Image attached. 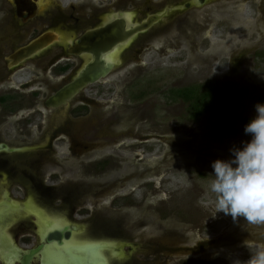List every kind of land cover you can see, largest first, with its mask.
Returning a JSON list of instances; mask_svg holds the SVG:
<instances>
[{"label":"rangeland","instance_id":"374dc122","mask_svg":"<svg viewBox=\"0 0 264 264\" xmlns=\"http://www.w3.org/2000/svg\"><path fill=\"white\" fill-rule=\"evenodd\" d=\"M188 1L52 0L23 22L0 0V142L21 148L0 153V166L24 167L52 210L86 226L85 236L116 242L124 253L112 264H247L264 250V223L217 213L209 187L212 162L248 139L240 116L264 102V0ZM165 6L169 14L122 51L121 64L67 106L45 104L81 66L66 46L8 66V55L47 28L80 34L113 11L140 20ZM204 83L226 95L192 120L189 102L170 91ZM233 95L241 99L230 106ZM231 122L240 131L222 133ZM6 188L24 200L18 185Z\"/></svg>","mask_w":264,"mask_h":264},{"label":"water","instance_id":"95a60500","mask_svg":"<svg viewBox=\"0 0 264 264\" xmlns=\"http://www.w3.org/2000/svg\"><path fill=\"white\" fill-rule=\"evenodd\" d=\"M197 1L201 4H197L195 0H192L191 4L200 6L207 2V0ZM13 3L16 8L17 17L21 18L23 22H27L39 14L38 0H14ZM169 12L170 7H166L163 11L148 13L145 18L128 26L125 20L127 12L120 10L113 13V19L109 22H105L95 28H90L81 36L74 38L73 42L67 47V51L70 54L82 57L84 63L69 82L46 99V106L52 108L67 106L69 101L78 95L81 90L107 77L117 64H121V60L117 61V64H113L105 59V55L111 52L115 46L125 45L130 38H132V41L135 40L139 34L148 31L155 24L159 23ZM57 37L53 29L43 32L8 55L6 57L9 60L8 66H18L44 52L45 49L50 48L56 43H60L56 42ZM127 47L126 45L124 50ZM86 55H90L88 61L85 59ZM0 150L14 151L15 149L8 147L6 143H1ZM64 229L65 232L62 230L50 232L47 240H57L61 243L63 236L69 238L72 232L67 231L66 227ZM36 250L32 249L30 253L26 254L22 260V264H30L31 257Z\"/></svg>","mask_w":264,"mask_h":264},{"label":"bare ground","instance_id":"6f19581e","mask_svg":"<svg viewBox=\"0 0 264 264\" xmlns=\"http://www.w3.org/2000/svg\"><path fill=\"white\" fill-rule=\"evenodd\" d=\"M11 1L13 2L14 0ZM195 1L197 4H201L197 0ZM51 2L52 0H38V12L44 11ZM125 15L128 26L137 21L135 20L134 11H129ZM105 19L107 21L112 20L113 14H106ZM53 31L58 36L56 42H60L66 46H69L75 38L74 34L69 35L59 29H53ZM131 41L132 38L125 45L115 46L111 52L105 55V59L113 64H117L122 51L126 45H130ZM89 56L86 55V61L90 58ZM8 147L10 146L8 145ZM22 212H26L27 215H35L42 239H45V236L51 230H61L65 226H72L65 215L48 212V210L40 207L32 195H30L27 201L21 202L12 199L8 190H5L4 197L0 198V259H3L7 264H16L24 250L15 244L12 234L9 232V227L16 220V214ZM121 250L122 248H118L116 242L112 240L85 236L83 228L75 224L72 228V235L69 238L64 239L62 244H58L56 241L47 243L35 260L41 259V264H112L113 257L124 253Z\"/></svg>","mask_w":264,"mask_h":264},{"label":"clouds","instance_id":"9594fccd","mask_svg":"<svg viewBox=\"0 0 264 264\" xmlns=\"http://www.w3.org/2000/svg\"><path fill=\"white\" fill-rule=\"evenodd\" d=\"M244 133L248 139L231 149L230 159L212 162L209 187L216 197L217 213L259 224L264 223V102L255 105ZM247 264H264V250L251 253Z\"/></svg>","mask_w":264,"mask_h":264},{"label":"flooded vegetation","instance_id":"af4514ba","mask_svg":"<svg viewBox=\"0 0 264 264\" xmlns=\"http://www.w3.org/2000/svg\"><path fill=\"white\" fill-rule=\"evenodd\" d=\"M10 3H12V4H14L11 0H8ZM191 1L192 0H190V1H188V2H186L184 5H182V6H186V7H190L191 6ZM208 1V0H207ZM206 3V2H205ZM204 3V4H205ZM203 5V4H202ZM196 6V5H195ZM166 7H170V6H165L163 9H161V10H159V11H155V12H160V11H163ZM175 8H177V7H174V8H172V9H174V10H176ZM15 11H16V8H15ZM117 11H120V10H117ZM117 11H113V12H110V13H108V14H113V13H115V12H117ZM123 11H125V12H129V11H132V10H123ZM170 11H171V7H170ZM135 13V12H134ZM150 13H153V12H150ZM147 16V15H146ZM145 16V17H146ZM145 17H143V18H145ZM143 18H141V19H143ZM21 19V18H20ZM140 19V20H141ZM164 19V18H163ZM162 19V20H163ZM100 20H101V23H97V25H94V26H91V27H89V28H85V30H83L80 34H76L77 32L75 31H66L65 30V32L67 33V34H69V35H75V38H77V37H79V36H81L85 31H87L88 29H90V28H95V27H98V26H100V25H102L103 23H105L107 20L105 19V15L102 17V18H100ZM100 20H99V22H100ZM135 20H139V19H136V13H135ZM161 20V21H162ZM29 21V20H28ZM27 21V22H28ZM110 21V20H109ZM109 21H107V22H109ZM160 21V22H161ZM158 24V23H157ZM156 25V24H155ZM154 25V26H155ZM153 26V27H154ZM152 27V28H153ZM50 29H59L58 27H53V28H47V29H45V30H43V31H41L39 34H37V35H35L34 37H32L30 40H32V39H34L35 37H37V36H39L40 34H42L43 32H45V31H47V30H50ZM151 29V28H150ZM149 29V30H150ZM180 31H181V29H180ZM147 32V31H146ZM145 33V32H144ZM56 44H59L60 45V47H65L66 45H63V44H61V43H56ZM67 47L68 46H66L65 48H66V52H67V54H70L68 51H67ZM13 53V52H12ZM70 55H73V54H70ZM73 56H75V55H73ZM78 57V56H77ZM80 60H81V66H82V64L84 63V60H83V58L82 57H78ZM32 59V58H31ZM55 61V60H54ZM57 65V64H56ZM60 65V66H59ZM58 66V69L61 71V72H63V71H66L68 68H69V66H68V62H65V63H62V64H59ZM80 66V67H81ZM64 68H66V69H64ZM77 96V95H76ZM72 100V99H71ZM45 104H46V101H45ZM49 108H52V107H49ZM1 143H6V144H8L7 142H0V144ZM11 148L12 147H14V146H11L10 144H8ZM13 149H15L14 151H11V150H2V151H0V153H3V152H6V153H15L16 154V152H18L19 150H21V148H19V147H14ZM18 167V164H13V165H11L10 167L9 166H0V198H2V197H4V191L5 190H8L7 188H6V185L10 182L11 184H16V185H18L23 191H24V200H20V199H16V198H13L12 196H11V194L9 193V195H10V197L12 198V199H16V200H19V201H21V202H25V201H27L28 199H29V197H30V195H32L34 198H35V200L37 201V203H38V205L40 206V207H42V208H44V209H46V210H48V212H56V213H60V214H63V215H65L66 217H67V212H63V210H59V212L58 211H55V209L54 210H52V208H51V205L50 204H52V202L50 201V200H48V199H46L40 192H38L37 190H36V184H38L39 182L38 181H36V178L34 177V173L32 174V172H31V176L33 177V178H35V179H32V180H29L27 177H25V175L22 173L23 172V168L24 167H21L20 169H18L17 168ZM43 171V170H42ZM41 171V172H42ZM43 173V172H42ZM8 192H9V190H8ZM7 198V197H6ZM65 210V209H64ZM68 218V217H67ZM9 221V220H8ZM70 221V223L72 224V226H70V227H68V226H65L66 227V229H67V231L69 230V231H71L72 232V228H73V225H75V224H77V225H79L81 228H83V230L85 229V228H87L86 226H83L82 224H79V223H76V222H73V221H71V220H69ZM16 224H19L20 226H19V228L15 231V233H12V232H10V229H12L13 227H14V225H16ZM64 227V228H65ZM39 224L37 223V220H36V218H35V215H27L26 214V212H22V213H20V214H16V220L13 222V224L9 227V232L12 234V236H13V238H14V240H15V244L17 245V246H19L20 248H22V249H24L23 250V252H22V254L20 255V257H19V260H17V262H16V264H22V260H23V258H24V256L26 255V254H28V253H30V251L32 250V249H37L36 250V252L33 254V256L31 257V260H30V264H41V259L40 260H35L36 259V257H37V255L39 254V253H41V249L44 247V245H46L47 243H50V242H53V241H56L58 244H62V242H63V240L64 239H67L65 236H63L62 237V241H61V243H59V241H57V240H51V241H48L47 240V236H48V234L50 233V232H53L54 230H60V229H54V230H51L50 232H48L47 233V235L45 236V239H42L41 238V234H39ZM61 229L62 231H64L65 232V229ZM71 235H72V233H71ZM19 236H22V237H27L28 239H26V241L28 242V245L27 246H23V245H21V243L19 244L18 243V238H19ZM20 242H21V240H20ZM0 264H7L5 261H3V259H0Z\"/></svg>","mask_w":264,"mask_h":264},{"label":"trees","instance_id":"16d2710c","mask_svg":"<svg viewBox=\"0 0 264 264\" xmlns=\"http://www.w3.org/2000/svg\"><path fill=\"white\" fill-rule=\"evenodd\" d=\"M66 69V68H64ZM226 92L217 85L212 83L204 84H193L185 87L175 88L170 91V97L174 100L182 99L189 102V112L192 120H199L205 113L212 110L215 107V102L217 100H222ZM6 97L2 98L4 101ZM240 97L238 95H233L229 101V105L232 106L237 102H240ZM242 124L245 126L246 123L251 119L243 116ZM237 123L231 122L226 123L222 126V133L232 135L238 133L240 130L236 127Z\"/></svg>","mask_w":264,"mask_h":264}]
</instances>
